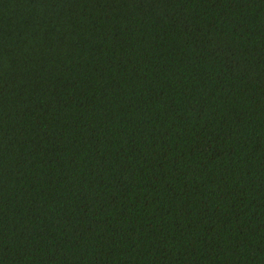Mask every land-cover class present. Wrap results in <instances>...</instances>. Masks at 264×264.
Listing matches in <instances>:
<instances>
[{"label": "trees", "instance_id": "obj_1", "mask_svg": "<svg viewBox=\"0 0 264 264\" xmlns=\"http://www.w3.org/2000/svg\"><path fill=\"white\" fill-rule=\"evenodd\" d=\"M0 264H264V0H0Z\"/></svg>", "mask_w": 264, "mask_h": 264}]
</instances>
